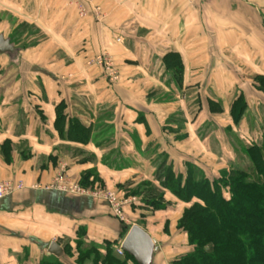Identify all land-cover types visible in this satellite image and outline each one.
Masks as SVG:
<instances>
[{
  "label": "crops",
  "instance_id": "0c3cea01",
  "mask_svg": "<svg viewBox=\"0 0 264 264\" xmlns=\"http://www.w3.org/2000/svg\"><path fill=\"white\" fill-rule=\"evenodd\" d=\"M3 15L45 37L16 46L14 66L0 60V182L24 185L0 198V264L57 257L50 243L76 246L82 227L86 244L119 245L142 226L157 241L154 264L189 252L178 222L190 203L160 186L156 167L167 157L176 173L193 164L215 179L235 160L228 137L263 140L264 0H0ZM103 52L121 73L116 83L94 61ZM241 93L248 107L235 124ZM62 163L74 181L93 172L130 198L127 221L105 201L48 188ZM146 182L164 209L131 193Z\"/></svg>",
  "mask_w": 264,
  "mask_h": 264
},
{
  "label": "trees",
  "instance_id": "16d2710c",
  "mask_svg": "<svg viewBox=\"0 0 264 264\" xmlns=\"http://www.w3.org/2000/svg\"><path fill=\"white\" fill-rule=\"evenodd\" d=\"M173 58L178 59L175 54L165 56L167 61ZM168 66L175 74H181L179 59ZM255 81L256 87L264 92V76H257ZM210 105L212 110H217L212 100ZM247 107L243 93L237 95L231 106L235 124L240 122ZM74 123L78 124L77 121ZM237 140L243 159L250 163L248 168L232 165L223 169L215 179L207 177L193 164H187L186 173H176L167 157L157 165L155 177L160 186L190 203L178 222V228L188 235L191 250L175 258L172 264H264V138L250 144ZM92 175L93 172L83 174L80 184L84 187L104 186L97 183L95 177L91 180ZM155 191L156 187L146 182L131 193L142 196L143 203L155 209H164V195ZM85 233L83 227L78 231L77 264H138L126 252L119 256L116 242L86 244ZM39 264L68 263L46 256Z\"/></svg>",
  "mask_w": 264,
  "mask_h": 264
},
{
  "label": "built area",
  "instance_id": "2783aa9c",
  "mask_svg": "<svg viewBox=\"0 0 264 264\" xmlns=\"http://www.w3.org/2000/svg\"><path fill=\"white\" fill-rule=\"evenodd\" d=\"M102 68L104 76L112 83H116L121 79V73L115 64L114 58L108 53L103 52L95 56L94 60ZM23 183L0 182V198L10 195L17 189L23 188ZM50 189L60 190L66 193L89 196L97 200L106 201L112 208L113 213L120 219L126 220L125 207L131 202L130 198L124 197L118 190L108 188H88L74 181L67 174V164L62 163L60 171L54 178L53 182L48 186ZM119 256H124L125 251L121 244L116 247Z\"/></svg>",
  "mask_w": 264,
  "mask_h": 264
},
{
  "label": "rangeland",
  "instance_id": "374dc122",
  "mask_svg": "<svg viewBox=\"0 0 264 264\" xmlns=\"http://www.w3.org/2000/svg\"><path fill=\"white\" fill-rule=\"evenodd\" d=\"M3 17L7 18L8 20H0V27H1L0 29H2V27H5L7 25V27L4 28L5 29L4 31L7 32L10 35V39L14 43L15 46L26 47L29 44L36 43L38 40L41 41L45 37V35L43 33L37 32V30H35V27H33L32 25H28V26L21 25V24L18 25L19 23L16 22L14 17H11L9 15H3ZM24 34H28V36L25 37ZM0 56H1L0 60L2 58L3 60H7L9 62V68L11 66H14L15 64H17L16 62H17L18 59H19L18 62L20 61L19 51L17 53L13 54L12 56H10L8 54H0ZM215 135H216V133H215ZM222 136H224V135H221V137ZM216 138L217 137L215 136V140H216V143H217L218 140ZM228 139L232 142V144L234 146V149L232 151H234L233 155H234V158H235V160L233 162H231L229 167H231L232 165H235V166H240V167H243V168H248L250 163H248L246 160L243 159V156H242V154L239 151L240 148L238 147V144L236 143V141H238L237 139H239V141H241L244 144H250V142L239 138L237 136V134H235V135L232 134L230 137H228ZM213 145H215V147H216L215 142H213ZM200 169L205 173V171L202 168H200ZM99 187L108 188L106 185L105 186H100L98 184H96L94 186H88V188H91V189L99 188ZM108 189H111V188H108ZM112 190H114V189H112ZM122 196H124V195H122ZM125 217H126V220H123V221H127L126 214H125ZM63 245H64L63 248L65 249V254L62 255V258H64L65 261L68 262L69 264H77L76 263V256H77L76 246L72 245L71 242H67V243H65ZM73 253H75V254L73 255ZM87 264H90V262H88Z\"/></svg>",
  "mask_w": 264,
  "mask_h": 264
},
{
  "label": "water",
  "instance_id": "95a60500",
  "mask_svg": "<svg viewBox=\"0 0 264 264\" xmlns=\"http://www.w3.org/2000/svg\"><path fill=\"white\" fill-rule=\"evenodd\" d=\"M18 52V48L14 45L10 38L0 34V54H8L12 56ZM122 249L138 264H153L156 251L158 250L157 241L138 224L132 225L125 238L121 241ZM64 252V248L56 241L50 243L48 247V255L60 257Z\"/></svg>",
  "mask_w": 264,
  "mask_h": 264
}]
</instances>
